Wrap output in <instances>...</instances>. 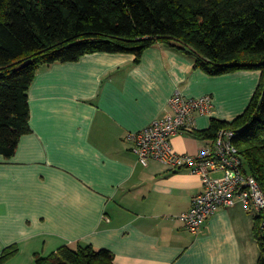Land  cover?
Listing matches in <instances>:
<instances>
[{
  "label": "crops",
  "instance_id": "0c3cea01",
  "mask_svg": "<svg viewBox=\"0 0 264 264\" xmlns=\"http://www.w3.org/2000/svg\"><path fill=\"white\" fill-rule=\"evenodd\" d=\"M135 59L96 53L37 74L31 132L15 156L0 158V264H36L66 246L108 250L114 264L258 263L254 214L237 201L191 234L179 216L203 192L201 177L157 161L142 166L131 137L172 113L176 92L209 95L213 113L197 114L195 130L172 141L178 154L197 156L211 141L196 132L242 116L262 73L211 77L164 45Z\"/></svg>",
  "mask_w": 264,
  "mask_h": 264
},
{
  "label": "trees",
  "instance_id": "16d2710c",
  "mask_svg": "<svg viewBox=\"0 0 264 264\" xmlns=\"http://www.w3.org/2000/svg\"><path fill=\"white\" fill-rule=\"evenodd\" d=\"M156 45L189 55L211 77L262 73L242 116L212 119L196 136L214 141L221 130L233 131L245 170L264 194V0H0V158L15 156L31 132L29 91L40 70L96 53L139 63ZM254 236L257 264H264V210L255 215ZM36 264H114V255L66 246Z\"/></svg>",
  "mask_w": 264,
  "mask_h": 264
},
{
  "label": "built area",
  "instance_id": "2783aa9c",
  "mask_svg": "<svg viewBox=\"0 0 264 264\" xmlns=\"http://www.w3.org/2000/svg\"><path fill=\"white\" fill-rule=\"evenodd\" d=\"M170 107L172 113L154 121L131 140L142 166L157 161L172 170L185 169L201 177L203 192L193 199L191 209L179 216L186 229L198 235L218 209L231 207L237 201L251 214L262 212L264 194L245 170V162L233 144V131L221 130L216 140L197 156L178 154L173 148L176 136L195 130L197 114L213 113L212 97L188 98L178 91L171 98Z\"/></svg>",
  "mask_w": 264,
  "mask_h": 264
},
{
  "label": "water",
  "instance_id": "95a60500",
  "mask_svg": "<svg viewBox=\"0 0 264 264\" xmlns=\"http://www.w3.org/2000/svg\"><path fill=\"white\" fill-rule=\"evenodd\" d=\"M30 64V61L29 62H26L25 64H23V65H21L20 67H19V69L20 68H23V67H26L27 65H29Z\"/></svg>",
  "mask_w": 264,
  "mask_h": 264
}]
</instances>
